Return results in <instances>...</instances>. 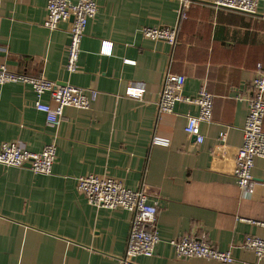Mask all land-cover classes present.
I'll return each mask as SVG.
<instances>
[{"label":"crops","instance_id":"obj_1","mask_svg":"<svg viewBox=\"0 0 264 264\" xmlns=\"http://www.w3.org/2000/svg\"><path fill=\"white\" fill-rule=\"evenodd\" d=\"M96 1L79 68L70 73L72 19L49 29L47 0H0V64L99 92L89 108L66 106L61 124L50 125L35 107L37 100L54 103L50 91L38 95L21 79L0 83V151L7 141L36 152L57 144L50 174L0 163V264H122L132 212L89 203L76 179L89 173L144 188L157 202L161 240L140 263L264 264V256L242 246L247 235L264 238V226L246 220L264 218V157L254 160L251 191L234 174L250 81L264 65V0L255 14L218 8L213 0H189L184 8L183 0ZM143 26L177 27L178 41L147 38ZM105 41L110 53L102 50ZM169 68L185 76L183 95L194 97L202 87L214 95L213 119L200 124L201 143L185 132L187 116L200 111L195 101L158 112ZM130 84L145 86L140 98L127 94ZM154 134L171 144H152ZM186 233L206 235L236 260L178 258L171 240Z\"/></svg>","mask_w":264,"mask_h":264},{"label":"built area","instance_id":"obj_2","mask_svg":"<svg viewBox=\"0 0 264 264\" xmlns=\"http://www.w3.org/2000/svg\"><path fill=\"white\" fill-rule=\"evenodd\" d=\"M190 1L183 0V8ZM214 6L244 13L255 14L259 0H213ZM47 17L44 25L49 29H57L61 21L71 20L69 29L70 42L67 48L66 69L72 73L79 68L82 40L90 18L98 10L96 0H47ZM183 10V9H182ZM181 10V12H182ZM142 33L151 39H160L176 44L179 29L171 26H143ZM103 52L110 53L112 43L105 41ZM23 80L33 85L38 95L50 91L54 103H44L37 100L35 107L46 114V121L50 125H59L64 119L66 106L87 109L98 96V90L83 88L72 84L58 85L44 75L32 76L12 71L6 64H0V83ZM185 76L172 72L169 68L161 86L158 112H172L177 102L183 100L195 101L200 106L196 115H188L185 132L196 137L201 143L204 135L200 131L203 121H212L214 95L202 87L194 96L182 94ZM252 95L249 98V113L243 127V143L237 149L235 170L237 184L240 188L251 191L254 184L252 168L256 157H264V65L258 63L250 81ZM145 86L130 84L127 88L129 96L140 98L145 92ZM227 131H221L219 139L222 144L227 140ZM152 144L169 146V137L154 134ZM57 155V144L51 142L39 151L30 150L20 141H7L2 144L0 163L9 166H23L29 164L36 173L50 174ZM77 188L85 195L89 203L96 206L117 208L123 207L132 212L131 230L127 242L122 264H142L139 256H151L155 246L161 240L157 229V202H151L148 192L144 189L133 190L125 187L114 177L89 173L78 176ZM254 224L264 226L263 219H246ZM178 258L201 257L221 262H234L231 249L221 250L212 244L206 235L183 234L171 240ZM242 246L255 252L258 258L264 256V238L256 235L245 236Z\"/></svg>","mask_w":264,"mask_h":264},{"label":"water","instance_id":"obj_3","mask_svg":"<svg viewBox=\"0 0 264 264\" xmlns=\"http://www.w3.org/2000/svg\"><path fill=\"white\" fill-rule=\"evenodd\" d=\"M71 19H73V16L71 17ZM27 165H29V164H27Z\"/></svg>","mask_w":264,"mask_h":264}]
</instances>
